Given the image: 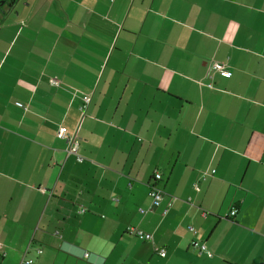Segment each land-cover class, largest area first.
Returning a JSON list of instances; mask_svg holds the SVG:
<instances>
[{"label": "crops", "instance_id": "1", "mask_svg": "<svg viewBox=\"0 0 264 264\" xmlns=\"http://www.w3.org/2000/svg\"><path fill=\"white\" fill-rule=\"evenodd\" d=\"M28 260L264 264V0H0V264Z\"/></svg>", "mask_w": 264, "mask_h": 264}, {"label": "built area", "instance_id": "2", "mask_svg": "<svg viewBox=\"0 0 264 264\" xmlns=\"http://www.w3.org/2000/svg\"><path fill=\"white\" fill-rule=\"evenodd\" d=\"M212 71L219 73V74H222L224 76H231V72L228 70V68L225 65L220 64V63H213L212 64ZM50 83L53 86H56V87L59 86V81H57L55 79L50 80ZM89 104H90V96H88V95L82 96L81 106L79 108L80 118H79V122H78V128L80 127L82 121L84 120V118L86 116V111H87ZM58 136L62 139L68 140V147L66 148L67 155L68 156H75L77 158V161L79 163H82L84 160L77 154V151L79 149V140H78L76 133L73 134L72 136H68L63 130H61L58 133ZM213 174H214V172L205 173L203 177L206 178L207 176H210ZM161 180H162L161 174L156 172L155 175L153 176V183L151 184L150 189H149V193H148L152 208L160 207V205L163 201V191L156 186V183H158ZM170 207H171V202H168L166 207L163 209V212H162L163 215H165L168 212ZM80 213H84V210H81ZM140 213L144 214L145 211L141 209ZM235 214H236V210H234L231 213L232 216H234ZM189 230L191 232H194V230L192 228H189ZM126 234H128V235H130V236H132L138 240L144 241V242H150L152 240L151 234L145 233L136 227H129L126 231ZM191 247L193 249H195L199 254H205L208 258L213 257V255L208 251L207 247L203 243H200L198 241H192ZM38 254H41L40 250H38ZM160 254L161 255L165 254V250L162 249L160 251ZM88 256H89V254L85 253L84 259H87ZM32 263H33L32 260H28L26 262V264H32Z\"/></svg>", "mask_w": 264, "mask_h": 264}]
</instances>
